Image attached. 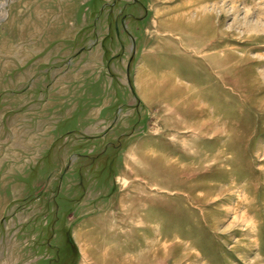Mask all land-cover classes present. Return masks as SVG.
I'll list each match as a JSON object with an SVG mask.
<instances>
[{"label":"rangeland","instance_id":"1","mask_svg":"<svg viewBox=\"0 0 264 264\" xmlns=\"http://www.w3.org/2000/svg\"><path fill=\"white\" fill-rule=\"evenodd\" d=\"M55 12L0 0V264H264V0H105L63 42Z\"/></svg>","mask_w":264,"mask_h":264},{"label":"bare ground","instance_id":"2","mask_svg":"<svg viewBox=\"0 0 264 264\" xmlns=\"http://www.w3.org/2000/svg\"><path fill=\"white\" fill-rule=\"evenodd\" d=\"M205 61H206V64H207V68L209 70L213 71L214 74L217 75L219 81H221L223 84L224 83L227 84L228 83V81H227L228 78L224 75V74H228V72H226V71L229 70V69L226 70V67H225L227 65L226 60H221V59H219L218 57H215V56H206L205 57ZM222 72H223V75L224 76L222 75ZM173 88L175 89L176 86H173ZM156 93H158L157 92V89L156 88L155 89L153 88L152 91L149 92V95H151L153 97V96H155ZM176 98H179L178 95H176ZM203 99L204 100H207V101L209 100L208 97H204ZM169 106L170 105L165 106V111H166L165 113L169 117V120L172 122V125L171 126H173V127L174 126H180L177 123V121H178L177 118H181V116L176 115L177 113L172 108H170ZM206 110H207L206 108L200 109L199 114L201 116H204L207 113ZM170 116H173L172 117L173 119H171ZM195 125L196 124H194V123H189V121H187L186 123L183 121L181 123V127H184V128H195L196 127V129H198L200 131V133H202V134H206L207 133V129L208 128H207V123L205 121L204 122H201L200 125L198 124L199 126L198 125L195 126ZM182 145H184L183 146V151L185 152L186 155H187V153H189L192 157H196V158L198 156H200L198 154L199 152L196 151L193 148L192 144L183 142ZM171 154H170V156H172ZM129 159H130V161L134 165L142 166L143 171H146V172L148 171L147 173H149L150 171L153 170V168H155L153 165H148L147 163H143V161L142 160L140 161L138 159V157L135 156V155H131ZM199 159H201V158H199ZM204 162H206V161H204ZM204 162H202V163H204ZM202 163H200V164H202ZM172 165H173V163H172ZM174 165L176 166V164H174ZM165 167H167L168 169L172 170L171 173H168V174L166 173L167 174V178L166 179L172 185L169 186V187H162L158 183V185H156V187L158 189H160V192H161V190L170 191V190H173V189L174 190L178 189L179 186H180L179 184H181V183H187V180H190L191 178H193V176L196 175L197 172H200L201 171V168H202V167L201 168L198 167V168L192 169V168H187V165H182V166L176 167V168L175 167H170L169 168V166H166V165H165ZM180 190H182L183 192H186L187 189L181 187ZM138 223H141L142 224L143 223V220L140 218L138 220Z\"/></svg>","mask_w":264,"mask_h":264},{"label":"crops","instance_id":"3","mask_svg":"<svg viewBox=\"0 0 264 264\" xmlns=\"http://www.w3.org/2000/svg\"><path fill=\"white\" fill-rule=\"evenodd\" d=\"M108 1V0H106ZM40 2L45 3V5H48L49 7H53L56 9V12L54 16H52L50 20V24H55L58 29V31L53 35H50L48 39H53L56 41H65L70 35L71 31L73 30V27L71 29L64 28V25L73 24L74 25H80L82 22L87 24V26L92 22V13H90V16L86 18L85 10L95 11L96 9L100 10L102 3H105V0H100L97 2V0H40ZM133 3H137V0H133ZM66 10H72L75 12L72 15V19L69 20L67 15L65 14ZM149 6L146 5L144 7V11L148 13ZM141 9L139 10V14L141 13ZM141 16V15H140ZM94 19V18H93ZM138 19H141L138 17ZM46 20V19H45ZM47 21V20H46ZM46 21H44L46 23ZM80 32H75L72 34V40H76ZM49 35V34H48Z\"/></svg>","mask_w":264,"mask_h":264}]
</instances>
